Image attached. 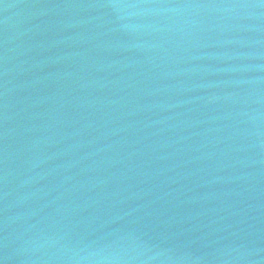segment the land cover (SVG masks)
I'll return each instance as SVG.
<instances>
[{"label": "water", "instance_id": "water-1", "mask_svg": "<svg viewBox=\"0 0 264 264\" xmlns=\"http://www.w3.org/2000/svg\"><path fill=\"white\" fill-rule=\"evenodd\" d=\"M0 264H264V0H0Z\"/></svg>", "mask_w": 264, "mask_h": 264}]
</instances>
